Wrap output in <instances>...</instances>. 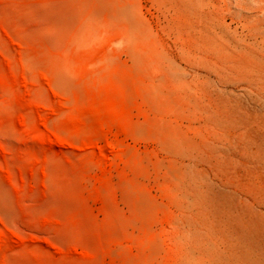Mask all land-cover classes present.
<instances>
[{
	"label": "rangeland",
	"instance_id": "374dc122",
	"mask_svg": "<svg viewBox=\"0 0 264 264\" xmlns=\"http://www.w3.org/2000/svg\"><path fill=\"white\" fill-rule=\"evenodd\" d=\"M263 197L264 0H0V264H264Z\"/></svg>",
	"mask_w": 264,
	"mask_h": 264
},
{
	"label": "bare ground",
	"instance_id": "6f19581e",
	"mask_svg": "<svg viewBox=\"0 0 264 264\" xmlns=\"http://www.w3.org/2000/svg\"><path fill=\"white\" fill-rule=\"evenodd\" d=\"M232 165V164H231ZM257 165V164H256ZM236 166V165H235ZM230 175V174H229ZM233 175V174H232ZM261 205L264 207V197L260 201ZM231 250V249H230Z\"/></svg>",
	"mask_w": 264,
	"mask_h": 264
}]
</instances>
